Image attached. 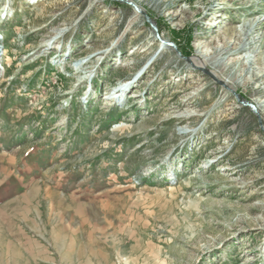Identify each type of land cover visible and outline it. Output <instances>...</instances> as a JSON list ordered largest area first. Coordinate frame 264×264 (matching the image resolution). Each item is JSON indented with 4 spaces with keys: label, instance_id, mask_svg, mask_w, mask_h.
Listing matches in <instances>:
<instances>
[{
    "label": "rangeland",
    "instance_id": "rangeland-1",
    "mask_svg": "<svg viewBox=\"0 0 264 264\" xmlns=\"http://www.w3.org/2000/svg\"><path fill=\"white\" fill-rule=\"evenodd\" d=\"M126 1L0 0V264H264V0Z\"/></svg>",
    "mask_w": 264,
    "mask_h": 264
},
{
    "label": "bare ground",
    "instance_id": "bare-ground-1",
    "mask_svg": "<svg viewBox=\"0 0 264 264\" xmlns=\"http://www.w3.org/2000/svg\"><path fill=\"white\" fill-rule=\"evenodd\" d=\"M126 0H124L123 2H125ZM121 2V1H120ZM128 2H132V3H134L135 5H137L138 6V8L141 10V11H139V12H141V13H146V8H145V6L144 5H142L141 3H140V1H138V0H127L126 1V3H128ZM7 7V6H6ZM6 7H2V8H0L1 9V11L3 12H5V10H6ZM152 19V18H151ZM153 21V20H152ZM260 21V20H259ZM258 21V22H259ZM154 22V21H153ZM155 23V22H154ZM157 26V25H156ZM0 37H1V35H0ZM162 38L165 40L166 39V37L164 36V35H162ZM52 42V40H49V42L48 43H51ZM160 44H161V42H160ZM161 46H162V48L163 49H165V48H167V46L166 45H162L161 44ZM1 54V53H0ZM194 62L195 63H197L199 66V68H208L209 69V71H211V73L212 74H214L216 77H218V78H220V79H223L226 83H228V84H231L232 83V80L229 78H226V77H223L214 67H210L209 66V64H208V62H207V59H205L204 57H203V55H202V53H199L198 55H195L194 56ZM1 62V61H0ZM86 62H83V61H81V65H80V67L81 68H86ZM207 69V70H208ZM114 90V91H113ZM111 91H113V92H111ZM124 92H125V90H123V88L122 87H116L115 89H113V88H110V91H109V96L107 97V98H109L110 100L111 99H117V100H119V102L120 103H122V96L124 95ZM139 95L137 94L136 96H134V97H138ZM109 102V101H108ZM112 102V101H111ZM110 103V102H109ZM258 109V111H260V108L259 107H257ZM260 113V112H259ZM168 161V160H167ZM166 161V162H167Z\"/></svg>",
    "mask_w": 264,
    "mask_h": 264
},
{
    "label": "water",
    "instance_id": "water-1",
    "mask_svg": "<svg viewBox=\"0 0 264 264\" xmlns=\"http://www.w3.org/2000/svg\"><path fill=\"white\" fill-rule=\"evenodd\" d=\"M115 1H121V2H123L124 0H115ZM128 3H130V4H131V5H132L137 11H141V10L138 8V6L135 5L134 3H132V2H128ZM144 16H145L146 21H147V22L151 25V27L155 30V32H156V37H157V39H159V40L162 42V45H163V46H164V45H166V46H171V47H173V48L179 53V55L183 56L184 58H186V59L189 60V61L191 60L190 57L185 56V55L180 51V49L178 48V46H177L176 43L171 42V41L164 40V39L162 38V36H161L160 33H159L158 27H157L156 24L152 21V19H151V17H150L149 15L144 14ZM204 70H205L209 75H211L214 79H216L220 84L226 86V87H227L229 90H231L233 93H236L235 90L231 89L228 85H226L222 80L218 79V78H217L214 74H212L209 70H207V69H204ZM236 95H237V94H236ZM237 96H238V95H237ZM238 100H239L242 104H244V105H246V106H250V107L252 108V110L257 114V116H258L260 122H262V115L259 113V111L257 110V106H256L254 103H252V102H250V101H246V100H241L240 98H238ZM261 126H262V129L264 130V126H263V124H261Z\"/></svg>",
    "mask_w": 264,
    "mask_h": 264
},
{
    "label": "trees",
    "instance_id": "trees-1",
    "mask_svg": "<svg viewBox=\"0 0 264 264\" xmlns=\"http://www.w3.org/2000/svg\"><path fill=\"white\" fill-rule=\"evenodd\" d=\"M117 3V2H116ZM190 43V42H189ZM179 45V47L181 48V50H182V52L184 53V54H186V55H190L191 54V52H192V46H189L190 48L188 49V48H184L182 45H180V44H178Z\"/></svg>",
    "mask_w": 264,
    "mask_h": 264
},
{
    "label": "built area",
    "instance_id": "built-area-1",
    "mask_svg": "<svg viewBox=\"0 0 264 264\" xmlns=\"http://www.w3.org/2000/svg\"><path fill=\"white\" fill-rule=\"evenodd\" d=\"M1 37H0V53L1 55L3 54L2 52L4 51V49L2 48V42L6 39V34L5 33H0Z\"/></svg>",
    "mask_w": 264,
    "mask_h": 264
}]
</instances>
